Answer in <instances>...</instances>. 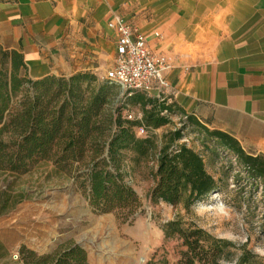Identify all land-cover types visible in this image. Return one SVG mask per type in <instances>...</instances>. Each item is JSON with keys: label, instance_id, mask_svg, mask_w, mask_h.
I'll list each match as a JSON object with an SVG mask.
<instances>
[{"label": "trees", "instance_id": "trees-1", "mask_svg": "<svg viewBox=\"0 0 264 264\" xmlns=\"http://www.w3.org/2000/svg\"><path fill=\"white\" fill-rule=\"evenodd\" d=\"M120 93L117 84L88 71L33 79L23 55L0 45V171L19 175L40 160L50 161L72 175L95 212H113L126 222L142 211L141 198L126 179V159L138 162L153 152L156 166L149 199L180 206L189 215L197 201L220 187L221 179L208 172L201 153L177 143L183 127L165 132L157 141L154 130L170 122L172 103L141 91L128 97ZM115 99L136 107L122 108L121 103L115 114ZM125 110L140 112L141 117L127 119ZM183 118L213 156L220 150L233 157L239 168L234 180L249 186V193L258 194L264 206V155L245 151L234 137L207 128L191 115ZM139 127L144 134L137 133ZM184 216L160 225L164 237L180 241V263L222 264L230 241L184 221ZM80 253L77 249L67 254Z\"/></svg>", "mask_w": 264, "mask_h": 264}, {"label": "crops", "instance_id": "crops-1", "mask_svg": "<svg viewBox=\"0 0 264 264\" xmlns=\"http://www.w3.org/2000/svg\"><path fill=\"white\" fill-rule=\"evenodd\" d=\"M113 15L171 61L162 98L264 155V0H0V45L33 79L100 77L116 53Z\"/></svg>", "mask_w": 264, "mask_h": 264}, {"label": "rangeland", "instance_id": "rangeland-1", "mask_svg": "<svg viewBox=\"0 0 264 264\" xmlns=\"http://www.w3.org/2000/svg\"><path fill=\"white\" fill-rule=\"evenodd\" d=\"M121 103L122 108L136 107L115 99V114ZM172 109L167 112L170 122L154 130L157 141L165 132L183 127L177 143L203 155L208 172L221 179L218 189L185 215L180 206L149 199L154 153L138 162L127 157L126 179L141 198L142 211L121 222L113 212H95L72 175L50 161L40 160L19 175L0 171V264H181L180 241L164 237L160 229L177 215L230 241L222 264H264V206L259 195L234 180L239 168L231 155L218 150L213 156L198 131ZM229 163L232 166L223 173ZM16 199L20 201L14 204ZM77 249L82 253L68 256Z\"/></svg>", "mask_w": 264, "mask_h": 264}, {"label": "built area", "instance_id": "built-area-1", "mask_svg": "<svg viewBox=\"0 0 264 264\" xmlns=\"http://www.w3.org/2000/svg\"><path fill=\"white\" fill-rule=\"evenodd\" d=\"M116 32V53L113 64L100 78L117 84L120 96L128 97L134 91H141L156 97L170 88L166 73L172 68L169 58L162 52L154 51L147 43L145 35L119 15L107 22ZM124 117L139 119L141 113L125 110ZM137 133H145L143 127Z\"/></svg>", "mask_w": 264, "mask_h": 264}]
</instances>
